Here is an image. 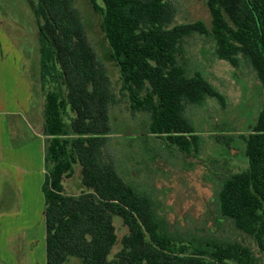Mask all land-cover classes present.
Segmentation results:
<instances>
[{
	"label": "trees",
	"instance_id": "trees-1",
	"mask_svg": "<svg viewBox=\"0 0 264 264\" xmlns=\"http://www.w3.org/2000/svg\"><path fill=\"white\" fill-rule=\"evenodd\" d=\"M119 75L131 114L147 116V134L169 152L197 158L203 139L186 116L207 100L225 97L183 61L185 39L213 42V56L238 69L245 64L262 90L261 108L244 138L245 169L226 176L215 192V210L251 238L264 263V0H205L210 17L175 24L167 0H87ZM101 3V5L99 4ZM39 84L44 138L41 186L45 264H258L241 242L172 230L153 196L124 180L106 148L115 96L103 65L86 39L73 0H36ZM81 168L78 195L63 182ZM127 233L117 240L112 218ZM116 243L120 249L109 258Z\"/></svg>",
	"mask_w": 264,
	"mask_h": 264
},
{
	"label": "rangeland",
	"instance_id": "rangeland-1",
	"mask_svg": "<svg viewBox=\"0 0 264 264\" xmlns=\"http://www.w3.org/2000/svg\"><path fill=\"white\" fill-rule=\"evenodd\" d=\"M167 1L177 10L175 24L201 21L209 27L205 0ZM35 7L36 0H0V155L6 166L0 173V184L4 190L8 187L12 191L11 202L0 205V234L6 233L10 225L27 224L35 245V263L29 260L31 254L27 252L19 264L45 262L40 255L45 238L43 177L35 148L38 140L34 137L39 135L42 125L43 105ZM73 7L80 15L86 39L103 65L115 96L109 111L112 132L106 152L118 174L153 196L159 214L172 230L237 240L250 248L258 264H264L254 241L221 219L214 203L220 175L247 166L242 138L250 132L262 102V90L254 72L244 63L235 69L216 59L213 42L206 37L194 34L185 39L182 56L188 73L203 74L224 95L225 105L221 107L216 101L207 100L202 107L186 109L185 114L202 137L203 146L197 158H184L174 150L169 152L159 139L147 134L146 115L130 113L128 100L120 91L117 67L100 30V17L87 0H73ZM2 128L6 130L2 132ZM42 146L44 152V139ZM15 171L22 175L32 173L22 188L27 193L17 192L8 183ZM80 179L81 168L74 165L73 175L63 182L64 191L78 195L82 190ZM112 223L119 242L127 229L117 217L112 218ZM119 249L120 243H116L109 258ZM0 264L6 263L0 260ZM69 264L79 261L72 259Z\"/></svg>",
	"mask_w": 264,
	"mask_h": 264
},
{
	"label": "crops",
	"instance_id": "crops-1",
	"mask_svg": "<svg viewBox=\"0 0 264 264\" xmlns=\"http://www.w3.org/2000/svg\"><path fill=\"white\" fill-rule=\"evenodd\" d=\"M31 112H33L32 113V115H33L34 111H31ZM32 120H34V117H32ZM3 129L6 130V128H2V132H3ZM38 134H39L38 136H34L35 139L38 140L36 142L38 144L35 148L38 152L37 162H38V164H40V166H39L40 174L44 178L43 146H42L44 138L41 136V128H40V131L38 132ZM0 138H1V133H0ZM5 142L8 145V140H6ZM0 145H1V139H0ZM1 157L4 158L3 156L0 155V162H1L0 163V173H1L2 169L6 170V166L4 164H2L4 159L2 160ZM5 161H10V159L5 158ZM31 175H32V173H30L29 175L28 174L22 175V174H18L17 171L12 172V178H10L11 182L8 181V183L10 184L12 189L17 190V192L27 193V190L25 192L24 189H22V188L25 185V183H27V179L30 178ZM42 183H43V180H42ZM41 186H42V184H41ZM11 198H12V191H10V189L8 187L4 190L0 184V205H1V207H2L3 203L8 204V202H11ZM43 222H44V220H43ZM43 225H44V223H43ZM44 237H45V233H44ZM44 242H45V238H43L42 253L38 250L40 252L42 259H43V257L45 259V244H44ZM39 247H36V248H39ZM34 248H35L34 237L33 236L29 237V228H28L27 224H20L19 227L16 224H13L12 226L10 225V228L7 227L6 233L0 234V260L4 261L6 264H11V262L13 264H19L23 255H27V252H30V254H31V257L29 258V260L31 259V262L35 263V260H34L35 259V256H34L35 255V249ZM12 258H14L15 262L12 260ZM16 259H17V261H16ZM25 261H26V259H25ZM25 263H27V262H25ZM44 264H45V262H44Z\"/></svg>",
	"mask_w": 264,
	"mask_h": 264
}]
</instances>
